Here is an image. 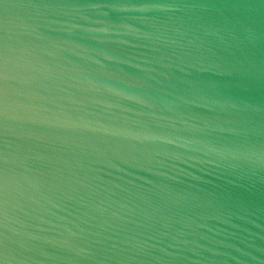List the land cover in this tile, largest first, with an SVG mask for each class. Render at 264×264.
I'll list each match as a JSON object with an SVG mask.
<instances>
[{
  "label": "water",
  "instance_id": "95a60500",
  "mask_svg": "<svg viewBox=\"0 0 264 264\" xmlns=\"http://www.w3.org/2000/svg\"><path fill=\"white\" fill-rule=\"evenodd\" d=\"M0 264H264V0H0Z\"/></svg>",
  "mask_w": 264,
  "mask_h": 264
}]
</instances>
